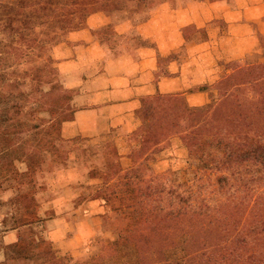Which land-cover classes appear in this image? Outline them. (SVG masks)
Here are the masks:
<instances>
[{"label":"rangeland","instance_id":"1","mask_svg":"<svg viewBox=\"0 0 264 264\" xmlns=\"http://www.w3.org/2000/svg\"><path fill=\"white\" fill-rule=\"evenodd\" d=\"M231 8L256 32L249 59L229 61L225 20L217 31L202 30L208 22L200 9ZM150 55L159 69L146 79L184 76L171 72L189 65L194 87L157 93L154 104L140 98V120L100 124L98 135L76 121V111L103 102L105 89L115 90L108 96L114 100L128 95V83L140 82L138 59ZM258 65H264V0H0V264L41 262L35 259L47 248L68 264L95 254L108 256L102 264L118 254V264L152 257L153 245H140L139 186L125 187L128 171L142 165L145 185L162 184L165 192L195 190L199 172L211 165L191 153L192 125L201 124L200 138L212 137L204 120L226 126L236 117L239 134L264 128V71L251 72ZM192 90L205 94L204 104L189 105ZM144 108H163L165 124L141 120ZM187 108L205 112L191 122ZM148 127L165 133L145 146ZM127 189L133 193L123 194ZM200 192L212 197L208 188ZM229 230L213 224L200 234L222 238ZM108 240L119 242L114 253L101 250Z\"/></svg>","mask_w":264,"mask_h":264},{"label":"trees","instance_id":"2","mask_svg":"<svg viewBox=\"0 0 264 264\" xmlns=\"http://www.w3.org/2000/svg\"><path fill=\"white\" fill-rule=\"evenodd\" d=\"M253 71L263 72L264 65L254 67ZM249 74L241 73L239 76L245 78ZM258 83V80H253L251 84ZM185 112L194 122L196 116L205 111L187 108ZM204 123L212 132L211 138H200L196 134L195 129L201 124L192 125L193 130L186 135L194 158L199 162L208 159L211 165L199 172L195 190L189 187L179 192H165L159 187L162 184L154 187L145 185L148 181L142 165L128 171L129 184L127 182L125 187L134 183L139 186L136 192L141 201L138 208L143 224L140 245L154 247L152 257L140 254V264H264V136L260 132L264 128L254 127L239 134L236 132V117L226 126L205 120ZM159 129L148 127L145 130V146L165 133V128ZM205 148H208L207 154L204 153ZM202 188L210 189L212 197L202 194ZM132 193L127 189L123 194ZM203 217L213 220L204 223ZM213 224L225 225L230 233L222 238L205 239L200 232H205L206 226ZM183 227H188L185 234H176ZM165 232L168 233L166 237L163 235ZM186 234L192 237L184 239ZM162 235L165 238H161ZM117 248L119 242L111 240L101 246L107 254L114 253ZM115 257L117 261L111 264H118L122 258L119 254ZM106 258L108 256L95 254L83 264H102L98 260L105 261ZM35 260H42L35 264H68L51 248L40 253Z\"/></svg>","mask_w":264,"mask_h":264},{"label":"crops","instance_id":"3","mask_svg":"<svg viewBox=\"0 0 264 264\" xmlns=\"http://www.w3.org/2000/svg\"><path fill=\"white\" fill-rule=\"evenodd\" d=\"M200 15L205 19V22H208L202 27V30L205 29L208 33L218 29V26H215L218 20L222 19L228 23L226 26L227 37L223 42L224 44H229L227 48L229 61H235L238 59H249L250 56L256 52L254 49L256 32L252 30L251 26L247 22L239 20L241 17L240 11L237 9H200ZM199 13L197 14L199 16ZM195 14V13H194ZM224 18V19H223ZM254 28V27H253ZM242 31L239 33V31ZM184 41V39L182 40ZM168 42L175 43V35L172 32L168 31ZM139 64V84H130L127 85L128 90L130 91L128 95L120 99L114 100L108 96L115 93V90L105 89L104 100L102 103H98L93 107L78 110L75 112V119L79 122V119L82 120L83 124L89 132H94L95 135H98V125L100 124H110L111 126H118L119 124L130 125L133 121L140 120L139 117L135 115V112L142 105L146 103L147 100L151 99L153 104L156 99L155 96L157 93L172 94L177 91L178 86H183L179 90H187L194 87V83L191 84V81H194L192 76H189L187 73H190L189 65L181 66L177 68L176 71L171 73L179 72L184 73V76L175 77V76H166L161 79H146L145 75L148 72L156 71L159 69L156 57L150 55L144 58L138 59ZM147 81V82H146ZM187 99L190 106H200L204 104V93L201 91H188ZM113 100V101H112ZM149 112L143 110L141 120L148 119L149 117L153 119V122L161 121L165 124L167 118L164 113L163 108H149ZM81 122V124H82ZM134 127V126H133ZM56 230H53L51 233L53 236L56 234Z\"/></svg>","mask_w":264,"mask_h":264}]
</instances>
